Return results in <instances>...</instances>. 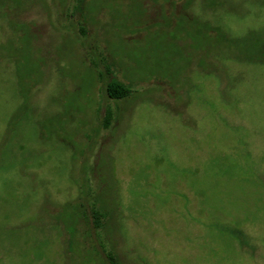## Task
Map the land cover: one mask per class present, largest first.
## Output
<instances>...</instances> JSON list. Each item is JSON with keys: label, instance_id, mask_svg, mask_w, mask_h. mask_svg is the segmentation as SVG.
Returning a JSON list of instances; mask_svg holds the SVG:
<instances>
[{"label": "rangeland", "instance_id": "obj_1", "mask_svg": "<svg viewBox=\"0 0 264 264\" xmlns=\"http://www.w3.org/2000/svg\"><path fill=\"white\" fill-rule=\"evenodd\" d=\"M109 253L264 264V0H0V264Z\"/></svg>", "mask_w": 264, "mask_h": 264}, {"label": "trees", "instance_id": "obj_2", "mask_svg": "<svg viewBox=\"0 0 264 264\" xmlns=\"http://www.w3.org/2000/svg\"><path fill=\"white\" fill-rule=\"evenodd\" d=\"M77 5L80 4L82 0H73ZM82 34H84V31H82ZM210 40V39H209ZM109 66L107 67V70H109ZM110 71V70H109ZM100 73H98V76ZM105 92L109 99L112 100H122L130 96L131 93V85L124 84L117 80L116 78L112 77L109 79V81L106 82L105 85ZM108 119L105 120L104 125L107 126ZM92 218L95 222V227L99 228L101 227V219L102 215L98 211H92ZM107 259L109 264H116L115 256L112 253L107 254Z\"/></svg>", "mask_w": 264, "mask_h": 264}]
</instances>
